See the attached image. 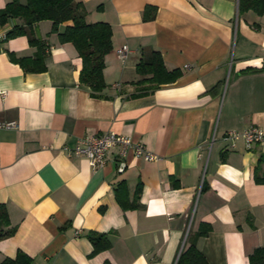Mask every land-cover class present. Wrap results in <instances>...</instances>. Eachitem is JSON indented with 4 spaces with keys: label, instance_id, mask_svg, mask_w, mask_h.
<instances>
[{
    "label": "crops",
    "instance_id": "1",
    "mask_svg": "<svg viewBox=\"0 0 264 264\" xmlns=\"http://www.w3.org/2000/svg\"><path fill=\"white\" fill-rule=\"evenodd\" d=\"M77 1L87 23L112 30L96 96L80 83L77 49L59 40L72 22L34 26L50 47L39 73L16 61L35 59L38 46L5 40L23 21L0 23V123H17L0 129V205L16 228L0 240V264L19 252L31 264H177L192 239L208 264H249L264 246V141L248 150L225 135L264 131V13H241L239 0ZM151 51L181 78L149 88L137 66ZM108 132L157 159L115 150L93 170L64 151ZM93 233L110 249L92 256Z\"/></svg>",
    "mask_w": 264,
    "mask_h": 264
},
{
    "label": "trees",
    "instance_id": "2",
    "mask_svg": "<svg viewBox=\"0 0 264 264\" xmlns=\"http://www.w3.org/2000/svg\"><path fill=\"white\" fill-rule=\"evenodd\" d=\"M240 12L254 11L259 16L264 13V0H239ZM86 9L82 2L77 0H26L21 4L20 0H12L0 11V23L6 24L9 19H20L23 25L14 27L7 33L5 40L27 36L32 46L40 48L39 54L33 60L19 59L17 63L26 71L39 73L46 70V51L50 47L37 39L34 35V26L42 21H52L53 32H58V26L72 22L59 34L61 43H72L83 67L80 73V83L87 86L94 96L100 94L105 88L104 58L112 50V30L106 23L86 22ZM138 74L151 76L146 82L149 88H157L162 85L175 83L181 78L179 70L168 71L165 68L162 56L157 51H151L149 58L142 60L137 66ZM260 165L264 164V155L260 157ZM256 180L264 183V180L256 175ZM16 228H10L8 212L4 205H0V240L14 236ZM200 233L197 236H203ZM196 236V237H197ZM89 240L94 248L92 256L110 249L111 244L104 234L93 233ZM32 259L19 252L16 259H6L1 264H31ZM110 264V263H106ZM177 264H208L205 257L198 251L194 239L181 253ZM249 264H264V246L255 250L249 257Z\"/></svg>",
    "mask_w": 264,
    "mask_h": 264
},
{
    "label": "built area",
    "instance_id": "3",
    "mask_svg": "<svg viewBox=\"0 0 264 264\" xmlns=\"http://www.w3.org/2000/svg\"><path fill=\"white\" fill-rule=\"evenodd\" d=\"M129 52V47L123 46L117 51V54L122 61H125ZM6 97L7 93L0 91V98L4 100ZM1 128L14 129L17 128V123H0ZM241 138L244 140L246 148L250 150L254 145L264 141V131L260 128L252 127L243 133L229 131L225 135V140L237 141ZM115 150H118L120 158H126L131 154L138 159H145L146 161L157 159L156 155L147 151L140 143L134 142L131 137L118 135L113 132L82 138L75 147H66L64 149L68 155L84 157L93 170L103 168L107 164L108 154Z\"/></svg>",
    "mask_w": 264,
    "mask_h": 264
}]
</instances>
